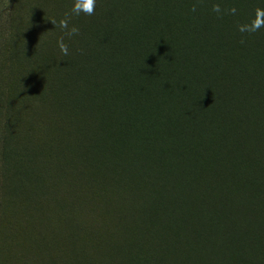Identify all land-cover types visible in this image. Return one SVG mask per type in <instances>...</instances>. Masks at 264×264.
Returning a JSON list of instances; mask_svg holds the SVG:
<instances>
[{"label": "rangeland", "instance_id": "rangeland-1", "mask_svg": "<svg viewBox=\"0 0 264 264\" xmlns=\"http://www.w3.org/2000/svg\"><path fill=\"white\" fill-rule=\"evenodd\" d=\"M73 3L0 0V264H264V0Z\"/></svg>", "mask_w": 264, "mask_h": 264}, {"label": "clouds", "instance_id": "clouds-1", "mask_svg": "<svg viewBox=\"0 0 264 264\" xmlns=\"http://www.w3.org/2000/svg\"><path fill=\"white\" fill-rule=\"evenodd\" d=\"M95 4H96V0H74V3L71 8V12L72 14L76 16H79L81 13L91 16L94 14ZM214 11H219V8L218 7L215 8ZM232 11L235 12L234 9ZM60 26L61 28H67L68 27L67 20H62ZM261 27H264V10L258 9L256 13V19L252 22V24L250 26H242L240 27L239 30L241 32L243 31L254 32L260 29ZM78 32H79V29L76 27H73L69 30L67 35L69 36L76 35L78 34ZM59 47H60L61 52L64 55L68 54V48L63 43V40L59 41Z\"/></svg>", "mask_w": 264, "mask_h": 264}, {"label": "trees", "instance_id": "trees-1", "mask_svg": "<svg viewBox=\"0 0 264 264\" xmlns=\"http://www.w3.org/2000/svg\"><path fill=\"white\" fill-rule=\"evenodd\" d=\"M169 14L170 13H168L166 15L165 14L159 15V14L153 13V17H154L153 23L157 28H161L160 29L161 32L164 31L165 34H167L171 37H176L179 34V29L176 25V22H173L170 20ZM128 36H130L132 38L131 35H128ZM142 38L143 37L134 38L133 44L135 46H137L139 44V42L142 40Z\"/></svg>", "mask_w": 264, "mask_h": 264}, {"label": "bare ground", "instance_id": "bare-ground-1", "mask_svg": "<svg viewBox=\"0 0 264 264\" xmlns=\"http://www.w3.org/2000/svg\"><path fill=\"white\" fill-rule=\"evenodd\" d=\"M161 22V21H160ZM169 23V22H168ZM170 25V24H169ZM164 32V31H163ZM160 36H162V35H160ZM156 47V46H155Z\"/></svg>", "mask_w": 264, "mask_h": 264}]
</instances>
